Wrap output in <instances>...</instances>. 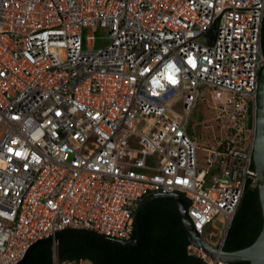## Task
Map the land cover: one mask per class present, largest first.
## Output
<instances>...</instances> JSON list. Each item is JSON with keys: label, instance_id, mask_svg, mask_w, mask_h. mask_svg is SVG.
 <instances>
[{"label": "built area", "instance_id": "obj_1", "mask_svg": "<svg viewBox=\"0 0 264 264\" xmlns=\"http://www.w3.org/2000/svg\"><path fill=\"white\" fill-rule=\"evenodd\" d=\"M263 18L264 0H0V264L67 229L130 241L157 193L185 198L203 240L221 216L222 249L257 182ZM202 86L226 135L199 166Z\"/></svg>", "mask_w": 264, "mask_h": 264}, {"label": "trees", "instance_id": "obj_2", "mask_svg": "<svg viewBox=\"0 0 264 264\" xmlns=\"http://www.w3.org/2000/svg\"><path fill=\"white\" fill-rule=\"evenodd\" d=\"M261 49L264 56V18L261 28ZM145 228L143 241L133 249H123L88 235H63L52 244H37L22 264H54L89 260L92 264H204L188 255L189 244L181 216L174 201L159 198L143 208ZM262 227V214L257 187L247 185L231 221L222 250L232 252L250 246ZM137 237L134 229L132 239ZM249 264V263H238Z\"/></svg>", "mask_w": 264, "mask_h": 264}, {"label": "water", "instance_id": "obj_3", "mask_svg": "<svg viewBox=\"0 0 264 264\" xmlns=\"http://www.w3.org/2000/svg\"><path fill=\"white\" fill-rule=\"evenodd\" d=\"M250 114V105L248 108ZM247 128L251 126L250 117L247 118ZM253 165L257 173V191L258 199L262 214V227L256 240L248 247L226 252L218 247L203 240L192 228L190 219L187 216V201L179 193L163 194L157 193L144 198L135 214V230L137 237L130 241H120L112 239L103 235H98L87 230H71L67 229L57 233L55 239H58L63 235H88L100 239L102 241L113 244L123 249L136 248L145 237V228L142 223L141 214L143 208L150 201L159 198H168L175 202L182 221V226L188 241L204 250L211 258H217L220 261L226 262L227 264H238V263H249V264H264V68L262 69L259 77L258 87V98H257V120H256V135L253 150ZM51 239H44L37 244L49 243ZM33 245L26 253L25 257L18 264L24 263L29 256L31 250L35 246Z\"/></svg>", "mask_w": 264, "mask_h": 264}, {"label": "rangeland", "instance_id": "obj_4", "mask_svg": "<svg viewBox=\"0 0 264 264\" xmlns=\"http://www.w3.org/2000/svg\"><path fill=\"white\" fill-rule=\"evenodd\" d=\"M99 33L103 36H107L105 29H100ZM109 43L108 39L98 41L97 47H104ZM216 89L202 86L201 94L202 99L198 102L196 107L193 109L190 119L188 132L191 134L199 144L198 164L201 166L204 162V154L207 149L218 147V143L225 138L226 132L223 130L217 121H215L216 101L214 99ZM252 187H257L255 182ZM226 221L221 217L217 216L214 219L212 225L209 226L204 234V240L209 243H217L220 239L223 230L225 229ZM54 264H91L89 260H80L78 262H63L59 263L54 256Z\"/></svg>", "mask_w": 264, "mask_h": 264}, {"label": "snow or ice", "instance_id": "obj_5", "mask_svg": "<svg viewBox=\"0 0 264 264\" xmlns=\"http://www.w3.org/2000/svg\"><path fill=\"white\" fill-rule=\"evenodd\" d=\"M190 62H191V61H190ZM169 80H170V82L173 83V84L176 83V81H175L174 79H172L171 77H169Z\"/></svg>", "mask_w": 264, "mask_h": 264}, {"label": "flooded vegetation", "instance_id": "obj_6", "mask_svg": "<svg viewBox=\"0 0 264 264\" xmlns=\"http://www.w3.org/2000/svg\"><path fill=\"white\" fill-rule=\"evenodd\" d=\"M91 264H92V262L91 261H89Z\"/></svg>", "mask_w": 264, "mask_h": 264}]
</instances>
